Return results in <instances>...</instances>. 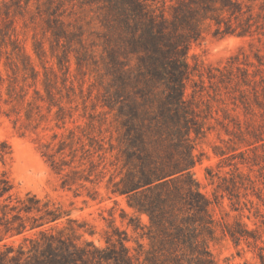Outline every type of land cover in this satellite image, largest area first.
Returning a JSON list of instances; mask_svg holds the SVG:
<instances>
[{
  "label": "rangeland",
  "instance_id": "obj_1",
  "mask_svg": "<svg viewBox=\"0 0 264 264\" xmlns=\"http://www.w3.org/2000/svg\"><path fill=\"white\" fill-rule=\"evenodd\" d=\"M155 1V7H152L153 0H142V3L155 13L165 12L170 17L163 0ZM4 2L9 4L11 0H0V7ZM238 3V11L232 16L217 14L213 5H188L195 12L190 22L201 31V39L192 42L186 59L191 75L185 82L183 106L190 126L200 132L196 138L191 133L190 143L196 158L191 177L199 184L200 193L210 199V214L216 222L214 239H208L201 257L204 264H260L252 246L245 242L236 246L223 235L224 224L239 220L248 229L259 226L264 240V140L257 139L261 132V138H264V0H238ZM167 4H170L168 0ZM29 9V14L35 16L34 21H30L29 14L24 18L15 17L12 28L40 72L36 87L45 97L41 84L43 69L34 48L43 50L42 62L53 68L59 90L58 93L53 91L55 101L63 110L56 117L57 107L52 106L49 111L50 102L44 98L37 102L42 118L35 116L34 121L27 122L25 106L19 107V121L14 127L16 117L11 112V105L0 101V175L4 173L9 177L17 194L31 192L69 213L57 223L58 229H64L62 235L67 245H54L53 252L58 259L68 258L70 264H199L198 253L189 252L175 240L172 243L164 241L151 226L148 216L130 207V196L111 192L121 185L119 181L127 171L123 155L125 147L120 142L124 127L117 116L118 107L126 100L113 95L112 74L118 70L128 80L126 90L131 94V81L142 54L132 45V36L128 32H120L118 38L116 34L112 35L113 22L106 21L102 2L68 0L58 11V14L63 13L66 30L76 32L81 44L74 37L53 39L45 21L47 16H39L34 1L30 2ZM203 10L218 15L219 25L201 17ZM218 27L221 31L228 28L231 32L240 31L242 27L250 34L221 37L215 35ZM181 31L187 32L188 25ZM110 36L115 42L108 41ZM111 52L115 64L110 60ZM63 53L68 55V70L58 65V58ZM236 60L247 70L251 80L248 85L237 84L235 76L224 83L208 81L209 67L222 68ZM2 62L0 70L3 69ZM234 73L243 78L242 73ZM31 95L32 89H29L28 98ZM70 129L76 130L85 148L89 142L87 137H92L103 142L105 148L111 142L114 149L104 154L96 151L87 155L79 143L75 144L77 151L69 154L71 149L66 148L63 155L69 166L57 172L41 156L43 144L57 143L67 137ZM54 134H57L55 139ZM94 146L97 150L95 142ZM216 147L223 155H215L219 152ZM57 157L56 160L62 155ZM135 166L129 167L133 170ZM208 167H212L215 174L213 182L206 174ZM236 173L254 182V191L249 188L239 190V200L216 188L222 177ZM65 174H69L72 183L62 187ZM247 200H252L257 207V217ZM52 233L56 235L57 232ZM23 237L40 239L37 231L8 237L0 243V251H5L3 244L11 246L14 253L9 256H12L19 245H24ZM258 244L263 245L261 241ZM26 245L30 247L27 242ZM43 248H39L43 250L41 253L47 251ZM195 248L201 250L199 245ZM26 260L22 259L21 264L33 261ZM5 264L13 263L7 260Z\"/></svg>",
  "mask_w": 264,
  "mask_h": 264
},
{
  "label": "trees",
  "instance_id": "obj_2",
  "mask_svg": "<svg viewBox=\"0 0 264 264\" xmlns=\"http://www.w3.org/2000/svg\"><path fill=\"white\" fill-rule=\"evenodd\" d=\"M31 1L35 2L39 16H47L45 21L53 39L68 38L69 40L74 37L78 41L76 32L66 30L63 13L58 14L68 0H11L9 4L7 2L2 4L0 62L3 60V69L0 70V101L11 105V112L16 117L14 127L19 121V107L25 106L24 116L27 122L34 121L35 116L42 118L40 105L37 102L43 101L44 98L50 102L49 111L52 106L57 107L56 117L63 110L55 101L53 91L56 90L58 93L59 90L55 85L53 68L46 67L42 62L43 50L34 48V53L43 69L41 84L45 97L36 87L40 72L33 65L31 56L19 43L12 28L15 17L24 18L30 13ZM93 1L103 3L106 21L110 19L113 22L112 35L116 34L118 38L120 32H128L132 36V45L142 53L138 57L136 75L131 81V94L126 90L129 86L128 80L118 70L112 74L113 95L116 98L125 97L126 100V103L118 107L117 116L122 119L121 124L124 127L120 142H123L125 147L123 155L127 171L119 181L121 185H117L111 192L130 196L132 200L129 202L130 207L139 214L145 213L151 226L163 236L164 241L172 243L175 240L174 242L184 246L189 252L198 253L199 264H204L201 262V257L207 248L208 239H214L213 230L216 222L210 214V199L200 193L199 184L191 177V169L196 163L190 143L191 133L193 132L196 138L200 132L190 126L188 114L183 106L185 82L191 75V67L186 59L192 42L196 43L201 39V31L194 22H190L194 19L195 12L188 5H213L216 6L214 10L217 14L225 13L232 16L238 11L240 4L238 0H168L170 4H167V0H163L162 3L169 8L167 13L170 17H167L165 12L155 13L153 9L147 8L142 0ZM153 1L152 7H155L156 1ZM200 16L213 20L217 25L220 23L216 14H207L203 10ZM34 17L32 13L28 15L32 22ZM185 25H188V31L182 32L181 29ZM228 34L245 37L250 32L242 27L236 32H231L228 28L221 31L218 27L215 35L222 37ZM108 41L115 42L112 36L108 37ZM78 42L81 44L80 38ZM109 57L115 64L113 52ZM67 62L68 55L63 53L58 58V65L68 70ZM239 64L240 62L236 60L222 68L209 67L208 81L224 83L235 76L237 84L241 82L243 86L248 85L251 80L248 78L247 70L241 68ZM234 71L242 73L243 78H238ZM262 82L264 84V81ZM29 89H32V95L28 98ZM6 116L9 117L10 114ZM261 133L257 138L259 141L264 140L261 138ZM56 137L57 134H54L53 138ZM87 138L89 142L88 147L85 148L86 145L81 141L76 130L70 129L67 137H62L57 143L43 144L44 150L41 156L53 170L61 172L64 166H69L63 157L65 149H71L69 153L71 154L77 151L74 148L75 144L79 143L83 153L87 155L96 151H102L104 154L114 149L111 142L108 143V148H105L103 142L96 141L92 137ZM215 149L219 151V148ZM57 155L62 157L56 160ZM215 155L223 154L219 151L215 152ZM89 163L92 164L91 161ZM130 165H136V168L131 170ZM73 174H76V171ZM206 174L213 182L215 174L212 167L206 169ZM221 180L222 182L216 185L217 190L237 200L241 188L254 191L252 186L254 182L240 173L222 177ZM70 181L69 174H65L61 181L62 187L72 183ZM255 195L261 200L259 194L255 192ZM247 202L254 208V216L257 217L259 214L257 207L252 200ZM68 215V212L48 199H42L31 192L17 194L12 181L2 173L0 175V243L8 237L24 235L30 231H37L40 239L23 237L24 245H19L12 256L9 254L14 253L13 248L3 244L5 251H0V264H5L7 260L12 261L13 264H21V260L27 261V258L33 261L26 264H70L68 258L58 259L53 252L54 245L67 246L62 235L64 229H58L57 223ZM53 231L57 232L56 235L52 233ZM221 231L236 246L241 242L252 246L259 263L264 264V240L259 232V226L248 229L243 222L237 220L233 224H224ZM259 241L263 245H259ZM197 245L201 250L195 248ZM41 246L47 251L41 253L43 251L39 250Z\"/></svg>",
  "mask_w": 264,
  "mask_h": 264
}]
</instances>
